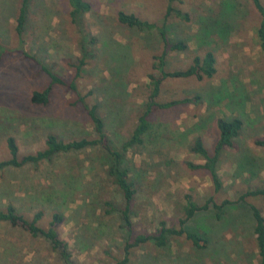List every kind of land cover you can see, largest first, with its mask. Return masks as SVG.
<instances>
[{"label":"rangeland","instance_id":"obj_1","mask_svg":"<svg viewBox=\"0 0 264 264\" xmlns=\"http://www.w3.org/2000/svg\"><path fill=\"white\" fill-rule=\"evenodd\" d=\"M87 30L96 39L91 58L76 76L82 55L70 22L68 0H32L24 34V49L39 63L24 57L15 32L20 0H0V45L9 52L0 60V161L9 159L6 141L15 139L19 154L45 148L48 135L64 142L94 139L90 120L78 104L79 95L96 106L105 134L118 147L133 132L149 94V75L156 76L154 57L162 43L158 33L127 28L117 13H133L159 24L168 0H86ZM264 6V0H260ZM171 7L188 14L189 21L168 18V38L187 49L169 52L166 69H186L195 56L212 52L217 60L211 79L166 80L158 101L190 98L188 105L155 111L141 146L126 153L124 168L136 189L131 207L133 234H154L161 221L179 228L185 196L202 207L185 227L207 236V248H195L185 237H173L164 248L151 243L135 248L128 264H257L258 255L250 206L264 218V197H239L264 188V54L256 29L260 16L251 0H175ZM45 67L64 82L51 86L46 105L31 101L34 92L50 86ZM74 83L77 92L69 85ZM80 103V102H79ZM240 118L243 128L232 148L217 161L222 188L215 191L205 162L191 151L202 140L210 155L219 137L216 121ZM100 148L58 154L37 167L0 171V209L13 205L24 218L42 212L39 226L49 227L52 215L62 216L57 227L68 243L73 264H116L128 239L120 210V191L107 178ZM0 264H65L50 244L27 232L0 223Z\"/></svg>","mask_w":264,"mask_h":264},{"label":"trees","instance_id":"obj_2","mask_svg":"<svg viewBox=\"0 0 264 264\" xmlns=\"http://www.w3.org/2000/svg\"><path fill=\"white\" fill-rule=\"evenodd\" d=\"M31 1L32 0H20L19 2L18 13L15 19V32L18 39L17 51H19L24 57L29 58L38 64L39 62L28 55L24 49V34L26 24L28 22V10ZM173 1L175 0H168L169 5L159 24L142 20L133 13L124 11H119L117 13L118 23L126 26L127 28L135 29L141 32L155 30L162 43V51L160 55L154 57L153 66L157 75H149V94L142 105V110L137 118L133 132L129 138L122 143V145L120 144L118 147L112 145L111 140L108 139L105 134V123L98 115L96 106H88L84 102V98L79 95L78 104L82 106V109L87 114L90 123L93 126L95 134L94 139L89 140L82 138L80 140L64 142L59 140L54 135H48L45 141V148L43 150H40L35 154L21 156L15 139L9 137L6 141L9 159L0 161V171L8 168H23L26 166L37 167L43 162L51 161L58 154H67L91 148H100L103 151V158L105 160V166L107 167V178H109L120 191L124 202V207L120 210V215L124 228L127 232L128 239L123 250L124 256L121 260H118L116 264H128L130 261V255L135 248L141 247L147 243H151L158 248H164L167 246L168 240L173 237L183 236L189 240L195 248L200 250L206 249L208 244L207 236L205 234H197L196 231L190 230L185 227V223L194 217L196 212L206 211L210 204H212L215 210L219 212L216 214V217L219 218L221 209L230 204L229 201H223L221 205H216L210 197L202 207H199L192 201L191 197L187 195L185 196L186 204L183 207L184 218L179 220V228L170 227L165 221H161L154 234L141 233L132 238L133 224L131 220V207L135 199L136 189H134V183L129 177L128 170L123 166L126 153L134 146H141L144 144L145 136L150 129L149 117L151 114L157 110L169 109L176 105H188L193 102L190 98H184L181 100L160 103L158 101V97L161 86L166 80L186 79L190 77H194L197 80L211 79L217 72V60L215 55L210 51L206 52L203 56H195L192 60V64L186 69L174 71L166 69V58L169 52H183L187 49L183 41L173 43L168 38V18L174 16L179 20L189 21L188 14L171 7V3ZM251 2L260 16L259 26L256 29V36L258 38L260 49L264 54V6L260 0H251ZM68 5L70 8V22L75 28L78 36V44L82 55L81 59L78 61V65L76 66V76H79L86 64V59L93 56L91 55L93 54V51L87 49H93L92 46L96 43V39L91 36L85 23V16L86 14L91 13L92 7L86 0H68ZM7 52L9 51L0 45V60ZM42 68L51 80L50 86L42 92H34L31 101L34 104L46 105L49 101L51 86L54 84L64 85V82L53 75L45 67ZM69 87L72 91L77 92V88L74 83H71ZM216 127L219 132V137L215 144L213 154L210 155L208 153L201 139H195L191 151L200 156L205 163L200 166L190 165V167L194 169H205L209 173L214 189L217 192L222 188L217 172V161L225 148L233 147L234 140L239 136V133L243 128V121L237 117L230 119L220 118L216 121ZM255 144L264 147V139L256 141ZM257 196L264 197V188H256L247 191L239 197V201L242 202L247 197ZM250 211L252 212L255 220L253 232L255 235L258 255L257 264H264V218L255 206H250ZM42 217V212H36L31 219L24 218L11 204H8L4 210L0 209V223H6L12 228L21 229L33 238H42L46 240L50 244L52 250L60 256L61 260L65 264H73L70 261L71 255L68 243L60 238L57 230V227L63 221L62 216L54 213L47 229H43L39 226V222Z\"/></svg>","mask_w":264,"mask_h":264}]
</instances>
